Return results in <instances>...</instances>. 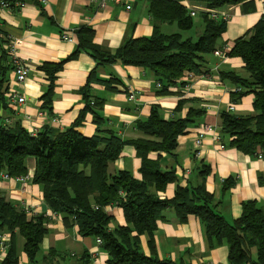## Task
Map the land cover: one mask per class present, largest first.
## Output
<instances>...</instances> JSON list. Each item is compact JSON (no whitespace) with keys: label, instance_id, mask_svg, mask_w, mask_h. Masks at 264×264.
Listing matches in <instances>:
<instances>
[{"label":"trees","instance_id":"16d2710c","mask_svg":"<svg viewBox=\"0 0 264 264\" xmlns=\"http://www.w3.org/2000/svg\"><path fill=\"white\" fill-rule=\"evenodd\" d=\"M15 3L17 0H9ZM22 1V0H19ZM184 0H146L154 28L153 35L144 38L130 37L114 53L108 52L94 42L95 31L83 25L75 30L78 43L76 50L59 63H45L40 68L49 81L47 92L42 96L41 108L51 112L57 74L68 61L86 53L95 61L96 68L121 63L150 70L162 84L160 94H167L170 86L186 87L192 77L201 75L204 56L213 53L226 32L227 22L210 18L208 12L200 13L202 33L196 40L183 38V33L194 27V17L183 4ZM218 10L223 7L243 5L244 11L253 10V0H187ZM14 5V4H13ZM164 25H177L178 33H165ZM0 99L4 86V70H12V59L2 48L0 38ZM240 58L249 78L242 79L234 73H222L221 78L230 80L236 88L231 92L233 102L248 94L254 96L253 116H236L229 112L221 115L222 138H229V146L246 155L264 154V17L245 36L237 39L227 54ZM94 69L82 88L86 99L84 110L71 127L60 131L45 126L37 134L26 132L21 125L8 128L0 117V176L27 177V160H35L32 183L41 187L45 202L50 209L63 217L64 222L75 225L82 237L100 239L101 249L108 254V264H175L158 257L154 233L162 212L172 209L181 223L190 216L204 225L210 247L226 244L230 264H264V210L255 201L243 204V211L235 223L228 222L216 211L214 196L207 190L204 177L209 168L202 166L201 184L177 186L171 199H160L171 184L178 181L175 169L163 171L160 158L153 160L152 153L173 156L178 139L202 117L206 109L190 108L185 118L165 119L158 105L151 107L147 119L138 120L135 129L143 137L123 140L113 130L103 128L100 114L103 101L91 100V84L99 82L108 90L119 84L118 78L103 80ZM4 69V70H3ZM190 75L192 77H190ZM1 101V100H0ZM196 99H180L176 112ZM1 103V102H0ZM88 113L97 125L92 137L82 135L81 127ZM54 119V118H53ZM224 143V142H223ZM225 144V143H224ZM133 146L141 160V180L128 171L109 173V165L118 160L125 146ZM225 146H227L225 144ZM226 190L227 186L224 187ZM116 206L122 210L125 225L112 228L113 217L106 208ZM25 206L0 198V234L17 232L24 238L23 250L29 264H59L63 259L50 250L42 259L38 255L47 235L46 218L42 215L29 217ZM147 238L150 255L142 251L141 237ZM253 250L256 258H253ZM1 264H19V255L11 246ZM76 264H91V255L85 251Z\"/></svg>","mask_w":264,"mask_h":264},{"label":"crops","instance_id":"0c3cea01","mask_svg":"<svg viewBox=\"0 0 264 264\" xmlns=\"http://www.w3.org/2000/svg\"><path fill=\"white\" fill-rule=\"evenodd\" d=\"M102 0H22L25 6L19 9L5 10L0 15L1 45L6 50L10 42L16 41L17 53L29 67V74L23 84L15 82L12 70H4V86L0 99V117L8 128L15 125L29 133L37 134L45 126L63 131L74 124L85 108L86 99L81 93L86 86L90 73L96 68L95 61L86 53H80L75 60L64 64L57 74L51 112L41 108L42 96L47 92L49 81L40 68L45 63H59L76 50L78 43L75 30L88 25L95 31L94 42L104 50L114 53L123 42L130 38H144L153 35L154 28L149 15L146 0H104L105 6L100 8ZM182 4L194 10L196 16L194 27L183 33V38H198L202 33L200 13L206 8L184 0ZM127 6H131L127 9ZM253 10L244 11L243 5H235L218 9L226 13L230 19L226 32L221 37L217 49L234 47L237 39L245 36L264 17V0H253ZM195 22V19H197ZM165 33H178L177 25H164ZM63 34H73V43L62 40ZM97 76L103 80L118 78L119 84L108 90L104 84H91L89 98L103 101L100 114L104 118L103 128L113 130L123 140L142 138L135 129L138 120L147 119L151 107L158 105L165 119L185 118L190 108L206 109L205 114L191 125L186 133L179 137L178 147L173 156L152 153L150 158H160L161 169H175L178 181L171 184L164 192H159L160 199H171L177 186H197L202 183L199 172L202 166L209 168L204 177L207 190L214 196L216 211L230 223L241 217L243 204L248 201L257 202L264 210V154L259 159L257 154L246 155L229 146V138L223 139L227 145L221 150L217 136H221V115L229 112L236 116H253L256 114L253 103L254 96L248 94L237 102H233L231 92L236 86L230 80L221 78L222 73H234L242 79L249 78L248 72L240 58L227 57L221 59L214 52L204 56L201 75L193 76L191 84L181 87L170 86L167 94H160L155 75L148 69L124 66L121 63L96 68ZM11 90L25 97L24 104H14L9 100ZM137 93V100L130 101L128 93ZM180 99H196L198 102L187 104L176 112ZM233 106V110L229 108ZM54 118V119H53ZM211 125L215 132L205 135L200 148L195 147V140L201 129ZM78 131L86 136L96 135L97 125L93 115L88 113ZM199 151V156L196 152ZM35 160H27V179L17 181L0 176V198L19 206H27L32 215H43L46 218L45 236L39 252L42 259L50 250H55L63 259L59 264H76L80 254L87 251L91 255V264H108V254L101 249L93 238L79 235L75 225L66 224L61 215L55 214L45 202L40 186L32 183L35 172ZM141 160L137 157L133 146L124 147L121 157L109 165V173L116 174L128 171L137 180H141ZM227 186L226 190L224 187ZM113 217L112 228L125 225L122 210L116 206L106 209ZM5 233V232H3ZM13 238L19 255V264H29L23 247L25 240L17 232ZM155 246L161 260H170L175 264H230L229 248L226 244L211 248L203 223L190 216L185 223L172 209L161 213L158 228L154 233ZM142 251L146 256L150 250L145 236L141 237ZM253 258L256 251L253 250ZM5 259L0 254V264Z\"/></svg>","mask_w":264,"mask_h":264},{"label":"built area","instance_id":"2783aa9c","mask_svg":"<svg viewBox=\"0 0 264 264\" xmlns=\"http://www.w3.org/2000/svg\"><path fill=\"white\" fill-rule=\"evenodd\" d=\"M114 1L118 2L119 0H114ZM24 6H25V3H23L22 1H19V0H17L15 3H13L9 0H0V15L5 10L19 9V8L24 7ZM103 6H105L104 0H102L100 2V8ZM130 8H131V6H127V9H130ZM204 11L208 12L210 18H212V19H222L226 22H228L230 19L228 14L219 13L217 10L205 9ZM190 15L192 17H195L196 12L194 10H190ZM0 24H1V20H0ZM0 38H1V34H0ZM61 38H62V40L66 41V42L73 43L75 41L73 34H63L61 36ZM18 45H19V43L16 41L10 42L6 48V51L12 59V66H13L12 72L14 74L15 82L18 84H23L28 77L29 67H28L27 63L25 61H22L21 58L19 57V54L17 53V46ZM228 51H229V46H225L221 49H216L214 51V54L221 59H226L228 57V55H227L229 53ZM0 57H1V50H0ZM190 77H192V76L190 75ZM156 86H157V89H159V90L162 89V84L160 82L157 83ZM128 98L130 101H136L137 100V93L134 92L133 90H130L128 93ZM9 100L11 103H14V104H24L26 102L25 97H22L21 95H19V93L17 91H14V90H11ZM233 109H234L233 106H231L229 108V111H232ZM209 132H215V128L211 125H206L201 129L199 136L195 140V147L197 149L201 147L205 135ZM215 139L220 144L219 148L221 150H225L226 146L223 143L222 137L219 135ZM196 155L199 156V151L196 152ZM257 157L259 159H263V154L258 153ZM3 178L4 179H10V177L7 174L3 175ZM13 179L22 182V181H25V179H27V177H17V178H13ZM25 209L29 214H33V211L30 209V207L25 206ZM101 243H102V241L100 239H97V244L101 245ZM10 246H11V234L10 233L0 234V254H2L3 257L4 256L6 257Z\"/></svg>","mask_w":264,"mask_h":264},{"label":"rangeland","instance_id":"374dc122","mask_svg":"<svg viewBox=\"0 0 264 264\" xmlns=\"http://www.w3.org/2000/svg\"><path fill=\"white\" fill-rule=\"evenodd\" d=\"M199 18H197V19H195V22H197V20H198ZM197 38H195L194 40H196Z\"/></svg>","mask_w":264,"mask_h":264}]
</instances>
